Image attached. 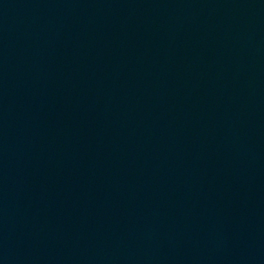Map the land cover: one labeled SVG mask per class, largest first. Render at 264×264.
Masks as SVG:
<instances>
[{"label":"water","instance_id":"obj_1","mask_svg":"<svg viewBox=\"0 0 264 264\" xmlns=\"http://www.w3.org/2000/svg\"><path fill=\"white\" fill-rule=\"evenodd\" d=\"M0 264H264V0H0Z\"/></svg>","mask_w":264,"mask_h":264}]
</instances>
